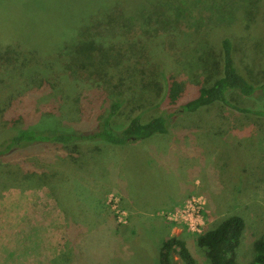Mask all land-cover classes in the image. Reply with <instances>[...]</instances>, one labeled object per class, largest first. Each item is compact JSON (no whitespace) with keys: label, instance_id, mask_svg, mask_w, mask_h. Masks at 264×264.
I'll list each match as a JSON object with an SVG mask.
<instances>
[{"label":"rangeland","instance_id":"374dc122","mask_svg":"<svg viewBox=\"0 0 264 264\" xmlns=\"http://www.w3.org/2000/svg\"><path fill=\"white\" fill-rule=\"evenodd\" d=\"M72 37L96 40L106 53L110 45L125 49L80 71L90 76L86 82L68 76L41 91L40 73L57 74L58 62L73 58ZM225 37L238 71L253 84L264 80V0H0V45L19 50L33 78L23 84L17 71L0 75V139L25 128L94 126L123 91L156 100L161 46L175 53L173 70L188 97L218 76ZM262 91L227 96L244 109L264 110ZM160 113L150 108L143 119ZM46 150L31 145L0 158V264H160L161 244L172 235L184 239L197 264H210L198 234L171 219L200 196L203 230L232 214L245 218L237 258L253 259L264 234L263 116L215 102L179 112L165 134L125 145L82 144L77 160ZM164 186L168 193L181 186L182 195L192 188L175 206L140 205ZM174 260L185 264L178 253Z\"/></svg>","mask_w":264,"mask_h":264},{"label":"trees","instance_id":"16d2710c","mask_svg":"<svg viewBox=\"0 0 264 264\" xmlns=\"http://www.w3.org/2000/svg\"><path fill=\"white\" fill-rule=\"evenodd\" d=\"M86 20H82L83 22L80 23L83 24ZM68 36H72V34ZM72 41L75 42L70 44L75 47L74 52L68 51L67 53H70L69 56L72 53L73 58L60 60L58 63L61 65L58 66L57 74L45 71L40 73L43 77L41 91L47 86L49 89H53L57 81L59 82L63 77L70 79L68 76H73L75 81H79L80 78L81 81L86 82L90 76L83 75L80 71L88 69L96 58H104L106 54L112 56L113 59L119 58L125 49L124 44L110 45L109 52L106 53L107 50L105 49L108 46L104 48L96 40L84 39L78 43L79 39L76 40L72 37L69 42ZM148 43H150L148 40L144 43L145 48ZM161 47H163L162 54L155 57L156 60L158 59V66L162 69L160 73L162 79L156 86L158 88L156 100L149 102L150 106L147 102L140 101L139 98L136 99L135 93L127 88L130 92L123 91L113 99L109 110L98 117L96 125L82 129L74 127L71 130L61 129L58 126L22 129L16 135L0 139V158L21 148L43 145L47 152H63L73 160H77L76 157L82 144L104 141L113 145H125L131 141L143 140L156 134H165L169 132L171 122L179 112H196L215 102H222L240 111L253 112L264 117V110L244 109L232 103L227 96L231 90H237L245 95L255 94L257 96L258 91L264 89V80L259 84H253L238 71L234 62L233 45L230 38H223L220 44L218 76L215 79L212 78L211 82L209 80L200 85L197 91L188 97H186V90L188 89L186 81L177 75V69L173 70L177 67V65L175 66L177 62L175 53L172 52V49L166 50L164 46ZM19 52L13 45H0V75L4 71L13 73L17 71L23 84L31 83L33 78H30V74L27 75L25 69V67H29V60L20 56ZM124 93L125 95H121ZM154 107H160L161 113L144 121L143 113ZM116 119L124 121L122 128L115 127ZM245 228V218L238 214H232L225 217L217 226L206 228L198 234L197 244L204 249L210 264H264V234L254 242V255L251 262L239 263L238 249ZM174 253H178L185 264H197L184 239L172 235L166 237L161 244L159 263L177 264L174 260Z\"/></svg>","mask_w":264,"mask_h":264},{"label":"crops","instance_id":"0c3cea01","mask_svg":"<svg viewBox=\"0 0 264 264\" xmlns=\"http://www.w3.org/2000/svg\"><path fill=\"white\" fill-rule=\"evenodd\" d=\"M123 167V165H122ZM186 172L188 173V171L186 170ZM151 182H155V174L154 172L152 171L151 172ZM183 178L182 175H179L178 177V180H181ZM195 183L197 184L196 187L199 186V181H195ZM194 185V183H193ZM181 187V186H178V188ZM167 187L164 186L163 188H160V189H157V191H154L152 190L150 192V194L145 198V199H142V202L140 205H145V206H149V207H153V208H156V207H163V206H169V205H177L179 204V202H181L184 198H186V196H189V192L191 190L192 187H187L185 193L182 195L180 190L176 187H170L171 189L170 190V193L168 192H164L162 189H164ZM181 196V198L179 199L178 197ZM168 199H172L171 201L168 200ZM148 200H151V203L148 202ZM168 200V202L166 201ZM176 200V201H174Z\"/></svg>","mask_w":264,"mask_h":264},{"label":"built area","instance_id":"2783aa9c","mask_svg":"<svg viewBox=\"0 0 264 264\" xmlns=\"http://www.w3.org/2000/svg\"><path fill=\"white\" fill-rule=\"evenodd\" d=\"M192 199L193 200L190 202V205L184 214H180V212H177L176 214H174L173 217H171V219L186 223L192 231L196 232L197 234H200L204 231L202 229L204 221L202 217L201 208L202 206H204L203 202L205 203V201L202 202L203 196L199 197V201L194 200V197Z\"/></svg>","mask_w":264,"mask_h":264}]
</instances>
